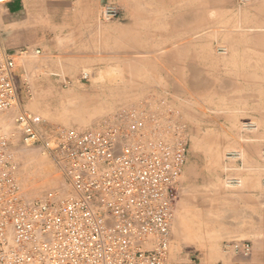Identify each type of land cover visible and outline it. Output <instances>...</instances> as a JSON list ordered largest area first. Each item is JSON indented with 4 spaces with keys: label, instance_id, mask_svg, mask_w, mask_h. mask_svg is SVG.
Returning a JSON list of instances; mask_svg holds the SVG:
<instances>
[{
    "label": "rangeland",
    "instance_id": "374dc122",
    "mask_svg": "<svg viewBox=\"0 0 264 264\" xmlns=\"http://www.w3.org/2000/svg\"><path fill=\"white\" fill-rule=\"evenodd\" d=\"M98 1L92 19L96 32L62 38L15 33L12 49L5 40L7 18L0 6L1 43L13 59L18 80L17 106L0 113L8 121V125L0 123V133L7 139L10 174L25 200L52 192L53 201L60 203L71 189L53 135L61 130L92 131L121 113H143L151 119L146 125L149 138L186 144L167 264H226L225 241L250 239L230 235L232 194L243 179L237 189L226 187L224 154L240 149L247 168L258 164L264 151V2L186 0L187 18L199 23L197 33H187L179 42L188 44L187 48L176 49L179 43H171L175 48L146 49L140 46L157 45L153 35L135 34L130 42L131 34L121 25L118 4L128 0ZM133 1L135 9L154 6L153 0ZM106 4L115 5L120 18L101 22L100 11ZM31 36L33 41H28ZM238 45L247 49H236ZM199 53L204 71L195 66L202 62L196 58ZM19 112L40 117L39 131L49 139V147L24 143L15 124ZM245 123H253L254 129L243 130ZM18 148L30 152L34 148L36 154H32L45 163L26 171L32 178L28 182ZM55 176H60L62 186L47 183ZM28 189L32 190L27 194Z\"/></svg>",
    "mask_w": 264,
    "mask_h": 264
},
{
    "label": "built area",
    "instance_id": "2783aa9c",
    "mask_svg": "<svg viewBox=\"0 0 264 264\" xmlns=\"http://www.w3.org/2000/svg\"><path fill=\"white\" fill-rule=\"evenodd\" d=\"M8 2L0 0V6ZM120 15L115 5L106 4L99 20L107 23ZM13 70L0 38V113L18 102ZM150 121L131 111L92 131L55 133V150L63 156L71 189L60 203L52 192L35 200L22 197L9 171L7 139L0 133V264H167L186 144L149 138ZM41 123L26 112L15 118L25 144L49 147ZM254 127L245 123L242 128ZM242 158L240 149L224 154L228 188L241 185ZM227 246L241 256L251 252L247 241Z\"/></svg>",
    "mask_w": 264,
    "mask_h": 264
},
{
    "label": "crops",
    "instance_id": "0c3cea01",
    "mask_svg": "<svg viewBox=\"0 0 264 264\" xmlns=\"http://www.w3.org/2000/svg\"><path fill=\"white\" fill-rule=\"evenodd\" d=\"M106 1L109 0H101L100 4ZM153 1L154 6L151 9H135L133 0H128L126 4H118L123 14L121 25L124 26L126 33L131 34L130 42L135 40V34H148L153 35L157 45L140 46L141 48L171 49L170 44L181 42L186 38L187 33H197L195 29L199 27V23L187 18L186 0H177L176 5L174 0ZM257 1L264 2V0ZM3 6L6 12L5 18H7L4 35L8 48L11 49L14 46L13 35L15 33L32 35L40 32L62 38L67 34L89 35L96 32L92 19L95 18L99 8L98 0H10ZM45 26H49V29ZM188 27H191L190 32H188ZM174 38L179 39L176 41ZM28 39H30L28 41H33L32 36ZM186 46L188 44L185 45V43L175 45L176 49H184L187 48ZM235 48L247 49L239 45ZM254 56V59L257 58L258 53ZM196 58L202 62H195V66L201 67L199 69L204 71L201 53L197 54ZM13 77L14 82L17 81L18 84L17 76L13 74ZM7 122L5 115L0 116V123L8 125ZM263 175L264 170L259 158L258 164L253 163L239 173L243 184L238 191L232 194L234 224L230 235L249 238L251 252L248 256L236 254L227 246L229 241H225L222 253L226 264H264V187L260 182Z\"/></svg>",
    "mask_w": 264,
    "mask_h": 264
},
{
    "label": "bare ground",
    "instance_id": "6f19581e",
    "mask_svg": "<svg viewBox=\"0 0 264 264\" xmlns=\"http://www.w3.org/2000/svg\"><path fill=\"white\" fill-rule=\"evenodd\" d=\"M3 47H4V45H2ZM5 49V48H4ZM36 53H38L37 51H36ZM84 76L85 77H87V74H84ZM18 103V102H17ZM17 103H16V105H17ZM18 152L20 153L19 155H20V158L22 159V161L20 162L21 163V165H22V171L24 172V180L26 181V182H28V181H30V179H32V178H30V176H29V174L26 172L27 170H29L30 169V167H36V169L38 168V167H41V166H43V165H45V163L43 162V159H41V158H39V157H37L36 155H33L32 154V152H34V148H33V151L32 152H30V151H28L29 150V148L28 149H26V148H18ZM212 153H213V155L215 156V153H214V151H211ZM243 152V151H242ZM34 154H36L35 152H34ZM22 155V156H21ZM214 156H211L212 158L214 157ZM244 158V157H243ZM242 158V159H243ZM259 161L261 162V164H262V169L264 170V162L263 161H261L260 160V156H259ZM243 162H244V159H243ZM36 169H34V170H36ZM44 169H46V168H44ZM245 169V164H244V168H243V170ZM52 170V169H51ZM51 170H49V171H51ZM242 170V171H243ZM47 171V170H46ZM45 171V172H46ZM242 171H240V172H242ZM22 172V173H23ZM52 172V171H51ZM50 172V173H51ZM45 174H47V173H45ZM43 175V174H42ZM41 175V176H42ZM41 178V177H40ZM44 178H46V177H44ZM23 179V178H22ZM38 179V178H37ZM23 180V182H25ZM39 182V181H38ZM48 184H50V183H53L54 185H59V186H62L63 184H62V179L60 178V176H55V177H52L51 179H49L48 180V182H47ZM47 183H45V184H47ZM42 184V183H41ZM241 186V185H240ZM227 187V186H226ZM228 188V187H227ZM230 189V188H229ZM22 190V189H21ZM32 189H28V190H26L25 192L28 194L29 193V191H31ZM32 191H34V193H36L37 192V188L35 187H33V190ZM31 194V193H30ZM31 196V195H30ZM171 226H172V224H171ZM229 242H231V241H229ZM234 242V241H233ZM236 243L237 242H239V241H235Z\"/></svg>",
    "mask_w": 264,
    "mask_h": 264
}]
</instances>
